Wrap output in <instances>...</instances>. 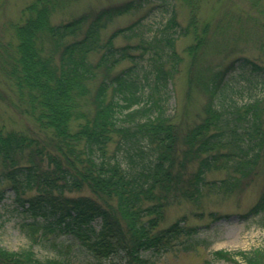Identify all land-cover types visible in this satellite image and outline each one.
Segmentation results:
<instances>
[{
  "label": "trees",
  "instance_id": "obj_1",
  "mask_svg": "<svg viewBox=\"0 0 264 264\" xmlns=\"http://www.w3.org/2000/svg\"><path fill=\"white\" fill-rule=\"evenodd\" d=\"M69 1L31 0L13 25L15 45L0 50V69L18 101L15 107L46 133L38 138L0 128V184L6 181L15 190L29 218L21 228L29 230L31 239L57 242V255L45 259L36 258L30 248L0 247V264H74L78 254L91 264H153L155 254L176 245L189 250L194 244L185 242L194 238L197 228L180 220L161 227L163 207L172 199H196L209 188L228 193L240 188L241 178L257 173L264 151V94L241 105L231 100L226 107L217 106L215 92L224 84L229 64L214 75L203 116L181 134L163 107L151 102V94L149 105L136 107L147 74L140 79L134 71L130 45L115 48L112 41L133 35L137 22L114 30L105 40L100 35L113 17L140 2L129 0L51 24V16ZM176 27L172 12L163 29L171 49ZM179 28L183 35L189 31ZM203 42L196 38L197 47ZM152 46L141 40L138 49L151 51ZM100 51L92 63L90 55ZM160 57L151 59L152 92L166 88L173 74L163 69ZM123 60L133 65L113 73ZM244 62L251 66L250 75L264 70L254 61ZM114 136L116 151L128 162L115 151L107 153ZM192 158L197 160L190 170ZM222 169L241 180L228 175L207 179L209 171ZM31 188L34 193L24 196ZM263 213L264 190L242 217ZM261 220L257 224L264 226ZM67 248L76 249V259ZM213 255L232 264H242L237 257L246 264H264V246Z\"/></svg>",
  "mask_w": 264,
  "mask_h": 264
},
{
  "label": "rangeland",
  "instance_id": "obj_2",
  "mask_svg": "<svg viewBox=\"0 0 264 264\" xmlns=\"http://www.w3.org/2000/svg\"><path fill=\"white\" fill-rule=\"evenodd\" d=\"M126 1L129 0H70L63 9L51 16L50 22L57 24L82 14L93 15L103 8ZM132 1L140 2V5L113 17L100 35L105 40L114 30L127 27L133 22L138 23L133 28V35H119L112 41L115 48L130 45V53L136 62L134 71L140 79L147 74L148 83L139 89L141 101L136 107L149 105L152 97L151 102L160 104L183 134L203 116L212 79L229 64L232 66L223 76L224 84L215 92L217 106L226 107L231 100L232 104L241 105L264 94V70L250 75L247 71L251 66L244 62V59L254 61L264 69V0H193L194 5L184 0ZM30 2L31 0H0V50L10 44L15 45L13 25L20 20L21 10ZM172 12L175 13L179 27H187L189 31L183 35L178 32L179 27L174 28L176 33L173 34L174 44L171 49L166 44V31L163 29ZM173 30L169 29L167 32ZM197 37L204 41L199 47L196 46ZM141 40L154 43L152 50L138 49ZM100 54L101 51L91 54L90 61L95 63ZM158 55H161L163 69L172 70L173 74L168 77L166 88L159 87L152 92L155 73L151 59H157ZM131 65L133 64L129 60H123L113 69V73ZM94 86V82L89 84L91 89ZM220 93H223L222 97ZM17 103L14 92L0 69V128L44 138L46 133L40 131L15 107ZM114 140L115 136L109 143L107 153L110 155L115 151L123 163L128 162L124 159V153L116 151ZM196 160L197 158H192L187 168L193 169ZM256 172L241 180L238 178L240 175H234L229 170H211L206 175L209 180L218 181L228 175L234 180L240 179L242 185L228 193H223L219 188H209L196 199L169 200L163 207L159 225L164 227L183 219L185 225L197 228V234L185 242V245L194 244L189 250L176 245L166 253L155 254L153 264H232L229 260L217 258L213 253L218 250L246 252L264 246V226L257 224L261 219L264 220V213L255 217H242L264 190V151ZM34 191L32 188L28 189L23 195H31ZM83 192L88 193V190ZM0 197V247L9 251L30 248L38 259L55 257L57 242L33 241L29 230L21 228V223L29 218L16 201V193L10 183L5 181L0 184ZM211 212L226 216L214 220L209 215ZM180 222L182 223L181 220ZM97 223L96 221V227ZM53 237L52 235L51 239ZM72 250L67 248V253L76 259L74 255L77 251L75 248ZM237 259L246 264L242 258ZM74 264L91 263L82 261L78 254Z\"/></svg>",
  "mask_w": 264,
  "mask_h": 264
}]
</instances>
